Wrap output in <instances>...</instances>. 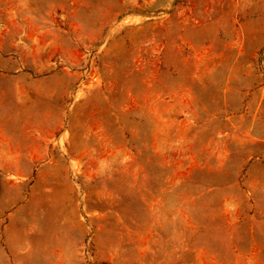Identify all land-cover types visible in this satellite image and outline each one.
I'll use <instances>...</instances> for the list:
<instances>
[{
  "label": "rangeland",
  "instance_id": "374dc122",
  "mask_svg": "<svg viewBox=\"0 0 264 264\" xmlns=\"http://www.w3.org/2000/svg\"><path fill=\"white\" fill-rule=\"evenodd\" d=\"M0 264H264V0H0Z\"/></svg>",
  "mask_w": 264,
  "mask_h": 264
}]
</instances>
